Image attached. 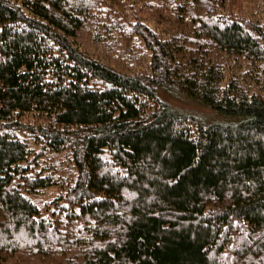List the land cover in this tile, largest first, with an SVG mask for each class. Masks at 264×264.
Masks as SVG:
<instances>
[{
  "label": "trees",
  "instance_id": "trees-1",
  "mask_svg": "<svg viewBox=\"0 0 264 264\" xmlns=\"http://www.w3.org/2000/svg\"><path fill=\"white\" fill-rule=\"evenodd\" d=\"M0 264H264V0H0Z\"/></svg>",
  "mask_w": 264,
  "mask_h": 264
},
{
  "label": "rangeland",
  "instance_id": "rangeland-1",
  "mask_svg": "<svg viewBox=\"0 0 264 264\" xmlns=\"http://www.w3.org/2000/svg\"><path fill=\"white\" fill-rule=\"evenodd\" d=\"M193 104H194V105H193ZM193 104L188 105V107L191 108L192 110L199 111V113H200V112L203 113V114H204V117H208L210 113L212 114V112L209 110V108H207V107H205V106H198V105H196L195 103H193ZM213 117H215L214 114H212L211 119H212Z\"/></svg>",
  "mask_w": 264,
  "mask_h": 264
}]
</instances>
